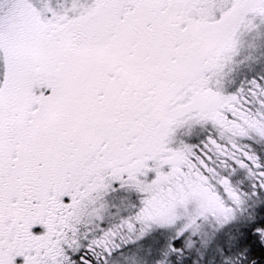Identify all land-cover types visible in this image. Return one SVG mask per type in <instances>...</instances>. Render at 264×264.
<instances>
[{
  "label": "snow or ice",
  "instance_id": "snow-or-ice-1",
  "mask_svg": "<svg viewBox=\"0 0 264 264\" xmlns=\"http://www.w3.org/2000/svg\"><path fill=\"white\" fill-rule=\"evenodd\" d=\"M0 264H264V0H0Z\"/></svg>",
  "mask_w": 264,
  "mask_h": 264
}]
</instances>
